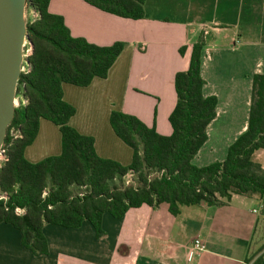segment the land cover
I'll use <instances>...</instances> for the list:
<instances>
[{"label": "crops", "instance_id": "0c3cea01", "mask_svg": "<svg viewBox=\"0 0 264 264\" xmlns=\"http://www.w3.org/2000/svg\"><path fill=\"white\" fill-rule=\"evenodd\" d=\"M219 2L214 0L210 14L198 0H146L144 18L131 21L83 0H50L49 11L64 18L73 38L97 46L124 43L105 79L94 78L87 87L63 84L64 101L76 109L70 125L94 139L97 156L131 164V148L110 126L113 111L155 126L163 136L171 134L174 77L188 69L191 47L203 34V92L216 96L218 107L195 163L203 167L223 160L229 145L246 130L251 79L264 75V0H224L222 16L217 14ZM181 47L186 48L184 56ZM241 102L245 112L236 121ZM58 129L40 120L25 158L36 164L60 155ZM252 160L264 170V149L253 153ZM101 227L105 235L96 239L87 221L78 229L45 224L49 255L34 257L22 247L21 234L1 223L0 264H254L264 259V201L256 197L233 194L221 206H182L176 216L166 205H144L121 219L105 213ZM196 239L204 249L188 260Z\"/></svg>", "mask_w": 264, "mask_h": 264}, {"label": "trees", "instance_id": "16d2710c", "mask_svg": "<svg viewBox=\"0 0 264 264\" xmlns=\"http://www.w3.org/2000/svg\"><path fill=\"white\" fill-rule=\"evenodd\" d=\"M83 1L131 21L145 16L146 0ZM28 2L38 17L26 22L33 49L29 72L20 74L16 91L26 104L14 109L4 143L8 161L0 168V194L6 197L0 200V224L21 234L23 248L34 257L49 255L45 224L78 229L87 221L101 239L105 213L121 219L140 206L166 205L176 216L179 207L221 206L233 194L264 201V170L252 160L253 153L264 149V75L251 79L246 130L229 145L222 161L199 167L195 157L208 140L218 107L216 96L203 92L201 34L191 47L188 69L174 77L176 104L168 117L169 136L135 116L110 113L113 133L132 151L131 164L125 166L97 156L94 139L71 127L76 109L62 93L63 84L87 87L94 78L105 79L124 43L97 46L73 38L64 18L49 11L50 0ZM185 51L180 48L181 55ZM42 119L59 128L61 153L33 164L24 153L36 140ZM254 264H264V259Z\"/></svg>", "mask_w": 264, "mask_h": 264}, {"label": "water", "instance_id": "95a60500", "mask_svg": "<svg viewBox=\"0 0 264 264\" xmlns=\"http://www.w3.org/2000/svg\"><path fill=\"white\" fill-rule=\"evenodd\" d=\"M26 6L30 7L28 0H0V150L14 117L22 66H29L24 58L25 43L31 52L33 49L25 21Z\"/></svg>", "mask_w": 264, "mask_h": 264}, {"label": "built area", "instance_id": "2783aa9c", "mask_svg": "<svg viewBox=\"0 0 264 264\" xmlns=\"http://www.w3.org/2000/svg\"><path fill=\"white\" fill-rule=\"evenodd\" d=\"M34 11V10H33ZM35 14V18L38 17L36 11L33 12ZM34 19V18H33ZM27 49V53L24 54V58L25 59H28V57L32 54L31 52V49L29 47V45L27 43H25V50ZM22 73L21 74H25V73H28L29 72V66L23 64L22 66ZM23 104H26V101H22ZM10 134L11 136H14L17 138V134L14 130H11L10 131ZM8 161V157L6 155V152H5V148L4 146H2L1 150H0V168L3 164H5L6 162ZM130 177V176H129ZM2 199H6V197L4 195H1L0 194V200ZM18 213H22V211L20 210H17ZM204 249L202 243L199 241V240H195L193 243H192V246L188 248V253H187V256H188V260H191L195 255L197 256L200 252H202Z\"/></svg>", "mask_w": 264, "mask_h": 264}, {"label": "rangeland", "instance_id": "374dc122", "mask_svg": "<svg viewBox=\"0 0 264 264\" xmlns=\"http://www.w3.org/2000/svg\"><path fill=\"white\" fill-rule=\"evenodd\" d=\"M195 1H197V0H195ZM198 1L201 3L200 5L203 6V8H208V12L211 14V6H212V4H214V0H198ZM219 3L220 4L217 7V14L222 16L223 11L226 9V6H224V4H225L224 0H220ZM197 4H198V2H197ZM232 5H234V3H232ZM232 5H230L229 7L231 8ZM247 5H249V4L245 3L244 7H246ZM33 12L34 11L32 9H30V8H28V6H26V10H25V21L26 22H28L30 19L35 18V14ZM26 53H27V49L25 50V54ZM15 103H16L17 108L20 106V103H22V100L20 99V97H17V95H16ZM237 105H238V114H236L234 117H235L236 121H242V118H243V115L245 112V103L241 102V103H238Z\"/></svg>", "mask_w": 264, "mask_h": 264}]
</instances>
